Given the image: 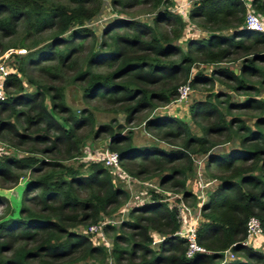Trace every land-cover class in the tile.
Instances as JSON below:
<instances>
[{
  "label": "trees",
  "instance_id": "obj_1",
  "mask_svg": "<svg viewBox=\"0 0 264 264\" xmlns=\"http://www.w3.org/2000/svg\"><path fill=\"white\" fill-rule=\"evenodd\" d=\"M101 4L0 0V36L22 33L31 42H20L28 52L3 81L0 138L14 147L26 145L29 153L40 156L0 158L1 180L17 183L21 171L30 173L17 206L0 217V264H106L108 258L114 264H264V248L257 249L264 245V94L263 100L258 98L259 88H264V32L245 28L246 8L240 0H192L186 19L173 11V0H110L119 13L144 6L153 17L150 24L118 18L96 42L84 22ZM250 4L264 14V0ZM187 23L207 35L188 39L183 50L178 41ZM233 60L239 61L237 72L216 67L208 76L191 69L197 62ZM28 67L39 69L50 83L31 78ZM25 81L34 87L31 92ZM66 81L79 87L87 106L103 100L129 123L147 117L145 128L173 147H134L129 139L111 133L108 149L118 153L127 174L137 180L157 177L158 187L177 197L170 206L150 189V197L134 205L118 228L104 223V232L115 231L110 247L94 244L74 229L97 225L129 195L124 180L101 162L82 161L84 170L65 164L83 155L88 135L83 130L95 123L91 110L75 112L65 105ZM215 81L242 99L218 91L193 102L189 111L201 135L180 118L156 113L148 117L176 100L179 86H213ZM245 114L253 119L251 126ZM218 144L229 146L213 151ZM195 154L208 155L205 170L217 180L204 201L187 187ZM181 202L200 216L196 241L206 253L186 255L187 241L178 234L176 204ZM251 216L259 220L262 234L244 246ZM153 233L161 234L157 249L151 247ZM227 250L233 258L224 257Z\"/></svg>",
  "mask_w": 264,
  "mask_h": 264
},
{
  "label": "rangeland",
  "instance_id": "obj_2",
  "mask_svg": "<svg viewBox=\"0 0 264 264\" xmlns=\"http://www.w3.org/2000/svg\"><path fill=\"white\" fill-rule=\"evenodd\" d=\"M194 1V0H193ZM259 15V14H258ZM261 18H264V14H260ZM134 18L139 21H143L145 23L150 24L151 19L153 17V13L144 6H138L133 9L127 10L125 13L117 12L110 4V0H102V4L100 6V10L89 20L84 22V25L92 30L96 36V42L101 39L102 30L111 22L117 20L118 18ZM186 19V18H184ZM190 23H187V25ZM196 27V30L193 26L184 29L182 38L178 41L180 47L185 50L186 41L190 38H205L206 31L203 29ZM21 41L25 43H31L29 39L23 37L22 33H19L15 36H0V64H5L8 70H16L17 67L21 63V57L24 56L28 51L27 48L19 47ZM264 65V64H261ZM239 61L233 60L224 63L218 64H210V63H200L197 62L192 65V71H199L203 74L211 76V70L216 67H228L234 71H238ZM33 68L28 67L27 71L31 78L41 81L43 83H50V80L43 77V75ZM67 76L71 75L68 71L66 73ZM217 77V76H216ZM216 79V78H215ZM68 81V80H67ZM65 82L64 86V103L67 107H69L72 111L77 112L80 109H89L93 113L95 123L91 130L83 132L88 133L85 137V145H89L92 148H108L110 144L111 133L115 132L124 138L129 139V142L134 147H142L146 145H156L165 149H171L172 146H169L165 142L159 141L149 129L145 128L144 119L147 117L137 118L135 121L129 123L125 121V116L121 111H115L112 107H110L103 100H98L90 103V106H87L81 99V91L77 85ZM53 84V83H52ZM180 87V86H179ZM190 87V86H189ZM25 88L31 92L34 87L31 84L25 81ZM218 91H224L230 95V98L233 100L242 99L240 94H233L229 91V88L221 84L219 81H215L213 86L210 84H197L194 87H190L187 93L186 98L181 101L176 102L175 100L169 103L166 106L158 108L152 113H149L148 117H151L154 113L158 115H171L173 117L180 118L184 122L189 125V129L192 133L196 135H201L200 127L191 119V114L189 111V107L191 104L197 100H204L207 95L215 94ZM264 88H259L258 98L263 100ZM223 99V98H221ZM241 113V112H234ZM5 116V115H4ZM244 120L247 125L251 126L253 124V119L249 115H244ZM208 120H200V124H207ZM110 127V128H108ZM101 128V129H100ZM98 129L100 131L98 132ZM97 134L93 135L95 132ZM84 133V134H85ZM129 137V138H128ZM220 140V138H219ZM229 146V144H218L213 148V151H225V149ZM84 149V148H83ZM115 151V150H112ZM116 152V151H115ZM4 155L13 156L16 158L23 157H34L38 159L40 156L29 153L27 151V146L22 145L19 147H14L12 144H7L5 141L0 138V158ZM82 155L75 159L66 160L65 164L71 167H81V170H84V166L82 164ZM208 159L207 154H195L193 157L194 165H193V173L191 177L188 179L187 187L195 192V195L202 199L207 198L208 193L214 189L217 185V180L211 178L206 170L205 163ZM217 170V169H216ZM218 171V170H217ZM214 170V172H217ZM29 171H21L19 173V178L17 183L6 182L0 179V217L5 214L10 209H14L19 203L20 193L24 184L30 179ZM134 178V177H133ZM131 183H126L125 187L128 192V199L124 202V204L115 212L110 214H104L101 216L100 222L95 225L97 229L94 230L90 226H79L74 229L76 233L85 234L89 236L94 244H104L106 243L107 247L111 246L112 237L115 231L104 232L103 227L105 224L110 223L114 227L118 228L120 223L124 220L128 219V214L130 209L134 205H138L139 203L146 201L150 197L149 190L153 189L155 192L159 193L161 197H164V200L170 205L175 206V199L177 194L170 192L168 190H161L158 187V178L150 177L143 179H136ZM122 185V184H121ZM197 193V194H196ZM191 202V200H189ZM177 203V202H176ZM178 205L176 204V207ZM178 208V207H177ZM159 242H154L151 247L153 249H157ZM255 247V246H253ZM257 248V247H256ZM263 246H259L258 251H262ZM106 264H114L113 260L108 258L106 260Z\"/></svg>",
  "mask_w": 264,
  "mask_h": 264
},
{
  "label": "built area",
  "instance_id": "obj_3",
  "mask_svg": "<svg viewBox=\"0 0 264 264\" xmlns=\"http://www.w3.org/2000/svg\"><path fill=\"white\" fill-rule=\"evenodd\" d=\"M246 8L245 14V28L264 32V18H261L251 7V0H240ZM192 4V0H181L180 3H176L172 9L178 13L182 18H187V13ZM9 70L5 64H0V100L5 98V92L3 90V81L8 75ZM189 85L183 84L178 88V96L176 102L181 101L186 98L189 91ZM85 151L81 157L82 161L85 162H101L105 167H108L112 173L118 174L122 180L126 183L134 182L135 179L127 174L119 165L118 153L112 151L108 148H92L89 145L86 146ZM179 211V219L181 222V228L178 232L180 236H183L187 241V257L193 256L195 253L204 252L203 247H201L196 241V230L198 226V221L200 216L192 208L184 205L182 202L177 206ZM104 224V223H103ZM92 229L96 230L97 226H90ZM262 234V229L259 220L251 216L247 221L246 236L242 241V245L249 246L254 244V239ZM224 257L231 259L233 254L228 250L224 252Z\"/></svg>",
  "mask_w": 264,
  "mask_h": 264
},
{
  "label": "crops",
  "instance_id": "obj_4",
  "mask_svg": "<svg viewBox=\"0 0 264 264\" xmlns=\"http://www.w3.org/2000/svg\"><path fill=\"white\" fill-rule=\"evenodd\" d=\"M180 1H181V0H173V5L176 4V3H178V2L180 3ZM190 26H193V27L195 28L194 30H196L195 25H193V24H191V23H190V25H189V24L186 25L185 29H186V28H189ZM206 35H207V33H206ZM199 197H200L201 201H204V200L206 199V198H205V199H204V198L202 199L201 196H199ZM153 239H154L153 243H154L155 241H156V242H160L161 234L153 233ZM260 240H261V239H260Z\"/></svg>",
  "mask_w": 264,
  "mask_h": 264
}]
</instances>
